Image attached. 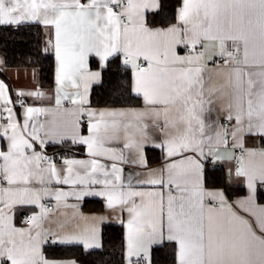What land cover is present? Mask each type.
Returning <instances> with one entry per match:
<instances>
[{
    "label": "snow or ice",
    "instance_id": "snow-or-ice-1",
    "mask_svg": "<svg viewBox=\"0 0 264 264\" xmlns=\"http://www.w3.org/2000/svg\"><path fill=\"white\" fill-rule=\"evenodd\" d=\"M161 7L160 0H0V26L37 23L53 30L47 43L55 53L62 118L54 126L30 123L52 110L19 101L20 124L0 81V118L6 112L8 121L0 124V141H7L0 144V264H59L42 252L50 235L54 243L102 247V217H81L85 226L64 235L38 230L50 210L41 200L50 196L58 206L69 195L53 192V181L102 185L83 195L104 197L109 209L127 212L120 221L125 264H152L153 248L165 244L173 264H264V204L257 202V185L264 188V0H178L175 23L152 27L147 13ZM181 47L187 54H179ZM120 55L143 107L96 111L89 89L101 73L89 71V57L103 68ZM216 57L223 63L209 68ZM213 73L226 77V85L209 87ZM68 87L74 91L65 92ZM17 95L45 98L39 89ZM64 100L72 107L60 112ZM215 103L230 129L218 119L206 123ZM253 137L259 146H246ZM66 141L86 147L89 159L63 158L58 169L43 149ZM146 145L164 153L160 167H149ZM100 158L113 161L111 172ZM117 160L143 169L135 184L132 173L122 182ZM225 162L223 175L213 177ZM241 179L247 195L230 202L226 188ZM16 205L40 208L26 221L31 227L13 225Z\"/></svg>",
    "mask_w": 264,
    "mask_h": 264
},
{
    "label": "trees",
    "instance_id": "trees-1",
    "mask_svg": "<svg viewBox=\"0 0 264 264\" xmlns=\"http://www.w3.org/2000/svg\"><path fill=\"white\" fill-rule=\"evenodd\" d=\"M161 10L158 13H149L147 20L152 27L164 28L175 23V9L178 0H160ZM44 29L40 24H22L16 26H0V56L9 68H32L39 72V85L43 89L53 88L55 83V56L51 50L45 51ZM91 66L98 68V62L92 59ZM0 77L7 84L9 91L12 88L6 76L0 70ZM133 80L130 68H125L120 56L111 58L105 69L102 70V81L94 86L91 93L93 107H137L142 105L141 97L131 92ZM27 102V101H26ZM44 152L55 159L70 156H81L86 153L84 146L72 145L66 141L63 145L49 143ZM152 149L147 150L151 162H154ZM209 168H211L209 166ZM213 177L223 175L222 166L215 167ZM246 190L243 187L226 188L229 200L243 196ZM257 201L264 204V188L258 187ZM85 210L101 211L103 204L100 201L92 205L85 204ZM125 247V230L121 225H106L102 230V248L86 251L80 245H56L46 249V255L52 259H72L79 264H125L123 253ZM152 264H173V254L170 245L156 246L152 250Z\"/></svg>",
    "mask_w": 264,
    "mask_h": 264
},
{
    "label": "crops",
    "instance_id": "crops-1",
    "mask_svg": "<svg viewBox=\"0 0 264 264\" xmlns=\"http://www.w3.org/2000/svg\"><path fill=\"white\" fill-rule=\"evenodd\" d=\"M149 13H152V12H149ZM149 13H147V16ZM26 24H32V23H26ZM41 26L44 29L45 44L48 47V49L53 52V54L55 56L54 50L47 43L48 40L53 37V30L50 27H45L43 25H41ZM183 50H184L183 47H181L178 50L180 55L187 54ZM120 57L123 61V56L120 55ZM111 58H113V57H111ZM111 58H109V60ZM216 58H218V57H216ZM92 59L97 60L98 65H99L98 68H93L91 66ZM108 61H107V63H108ZM107 63H106V66H107ZM56 66H57V64H56V58H55V76H56ZM106 66L101 68L100 61L97 57H94V56L89 57V62H88L89 71H92V72L100 71V73H101L99 81L93 82L90 89H89L90 105H91L92 90H93L94 86L101 83V81H102V70L105 69ZM208 66H209V68L217 67V66L213 65L211 61L208 62ZM0 70L6 76L7 80L9 81V83L11 85L12 93L9 91V97L13 101V103L10 104L9 107H11L13 109V112L16 113V120L20 124L23 123L24 108H22L20 106H16L14 104L18 99H24L27 101V105H25V107H42V108H47V109L52 110L48 114H42L38 117H34V120L30 121V123L38 122V123H46V124H49L50 126H54V125H52L53 121L59 122L62 119L59 115H57L58 110H57V106L55 103L56 81L54 83L53 88L43 89L39 85V72L37 69L6 67L4 64V59L1 56H0ZM0 81H3L5 83V81L1 77H0ZM224 85H226V77L218 76L215 73H213L208 86L209 87H215V88H221V86H224ZM37 89H39L40 91H42L45 94L44 99L37 100V99L30 97V96H18L17 95L21 91L29 92V91H35ZM64 91L71 93L74 91V89L68 87V88H65ZM141 100H142V98H141ZM71 107H72V104L69 101L64 100V101H62V106L59 109V111L62 112L65 108H71ZM91 107L96 111L139 109V108L143 107V101H142V105L137 106V107H93V106H91ZM211 107L214 108L215 111L205 113L206 123L209 120L215 121L218 119L219 123L221 125H223V123L226 122L224 119L225 114L222 111H220L219 104L215 103ZM2 116L4 118H0V124H7V122H8L6 119L7 113L3 112ZM84 134H86V133H84ZM259 143H260L259 140L255 137L248 138L246 146H248V147L259 146ZM0 144H3L4 146H6L7 141L6 140L0 141ZM229 147H231V144H229ZM84 148L86 151V153L84 155L70 156V157H66V158L76 159V160H88L89 156L87 155L86 147H84ZM148 149H152L154 151V153L152 154L154 162H151L149 160V157L147 155ZM220 151H221V153H223L224 152L223 148H221ZM144 155L148 161L149 167H151V168L160 167L161 163L165 159L164 153L159 148H154L151 145L145 146ZM125 156L131 158V154L128 151H125ZM254 160L256 163H259L258 157L254 158ZM55 162H56V166L58 169H62L64 167L63 159H59V160L55 159ZM100 163L106 165L107 170L109 172H111V164L113 163V161L106 159V158H100ZM115 163L117 164V166L120 169H122L121 178H122V182L125 184L128 181V176L130 173L133 174V183L135 184L136 177L134 174L137 172L143 171V169H141L137 165H134L131 163H124V162H121L119 160L115 161ZM232 164H233V166H235L234 161L232 162ZM217 165L222 166L224 168V170L228 166L227 162H225L224 164H217ZM80 171L82 173V170H80ZM61 174L63 175V173H61ZM34 186L37 188L41 187V185H39V184H34ZM230 186L231 187H243L246 190L245 195H247L246 184L243 182L242 179L234 182ZM48 187L53 192L55 191L56 188H60L61 190L68 192L69 195L67 197H65L63 200H61L59 202L58 206H57V202L54 199H52L50 196L43 198L41 200V203L44 204L46 207H47V205H53L54 207L52 210H49L47 217L41 221V228L38 230L49 231L51 233H56L58 235H64L66 233H70V232L76 231L78 229H82L85 226L86 222L83 219H81V217H96V218L102 217L103 221L100 223V226H99L100 227L101 244H102V230H103V227L106 225H121L124 227L125 234H126V228L120 221H121V219H123L125 221L127 220V212H124L121 215L119 209H117V210L109 209L106 206V199L104 197L95 196V195H83V193H85V192L101 191L102 187H103L102 185H98V184H96V185H93V184L56 185L55 182L53 181V183L48 185ZM258 187H259V185H257V190H258ZM74 193L82 194L81 199L78 200ZM245 195H243V196H245ZM243 196H237L233 200H229V201L230 202L235 201L238 198L243 197ZM97 201L102 202L103 210L93 211V210H85L84 209L85 204L88 203V205H92L93 202H97ZM26 213L39 214L40 208L37 207L36 205H16V206H14V208L11 212V215H12V223L15 227H17V228H29V227H31V225L26 226L22 221V217L24 215H26ZM48 237L54 239V237L51 235ZM56 245H64V244H60L57 242V243H54V246H56ZM72 245H76V244H72ZM80 246H82V245H80ZM48 247H53V246H47L46 243H44L42 245V252L44 253L46 259H48L50 261L59 262V264H64V262H75V264H79L75 260H72V259H52V258H49L46 255V249ZM101 248H93V249H88L86 251L97 250V249H101Z\"/></svg>",
    "mask_w": 264,
    "mask_h": 264
},
{
    "label": "built area",
    "instance_id": "built-area-1",
    "mask_svg": "<svg viewBox=\"0 0 264 264\" xmlns=\"http://www.w3.org/2000/svg\"><path fill=\"white\" fill-rule=\"evenodd\" d=\"M183 51L186 53L185 50H183ZM216 60H217V64H216L215 66L219 67V66L223 63V61L219 60V58H216ZM212 64H213V63H212ZM19 101H23V102H24V105H27V102H26V100H24V99H18L14 104H15L16 106H20V102H19ZM20 107H21V106H20ZM223 125H224L225 127H228L229 129L231 128V125H230V124H227L226 122H224ZM236 154L238 155L239 152L237 151ZM209 166L211 167V165H209ZM217 166H219V165H216L215 167H217ZM47 207H48L50 210H52L54 206H53V205H47ZM31 215H33V213H26V215H24V216L22 217V221H23V223H24L26 226H30V224H29V223H26V221H27L28 217H30ZM46 245H47V246H54L53 239L50 238V237H48V238H47Z\"/></svg>",
    "mask_w": 264,
    "mask_h": 264
}]
</instances>
